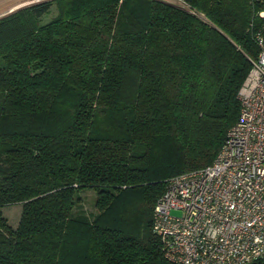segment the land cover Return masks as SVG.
Listing matches in <instances>:
<instances>
[{
	"label": "trees",
	"instance_id": "obj_1",
	"mask_svg": "<svg viewBox=\"0 0 264 264\" xmlns=\"http://www.w3.org/2000/svg\"><path fill=\"white\" fill-rule=\"evenodd\" d=\"M180 1L43 0L0 17V264H173L155 203L212 162L257 53L252 1Z\"/></svg>",
	"mask_w": 264,
	"mask_h": 264
},
{
	"label": "built area",
	"instance_id": "obj_2",
	"mask_svg": "<svg viewBox=\"0 0 264 264\" xmlns=\"http://www.w3.org/2000/svg\"><path fill=\"white\" fill-rule=\"evenodd\" d=\"M250 1L257 53L238 90V118L212 162L170 177L154 206L152 229L173 264L264 259V0Z\"/></svg>",
	"mask_w": 264,
	"mask_h": 264
},
{
	"label": "rangeland",
	"instance_id": "obj_3",
	"mask_svg": "<svg viewBox=\"0 0 264 264\" xmlns=\"http://www.w3.org/2000/svg\"><path fill=\"white\" fill-rule=\"evenodd\" d=\"M34 2H40L43 0H33ZM172 4H177V5H182L184 4L180 0H163ZM16 0H0V16L3 15L5 12H7L11 5L15 3ZM30 3V4H32ZM18 6V5H17ZM56 13V8L55 5L53 4L49 11L41 17V22H47L50 20ZM81 196V207L84 212L86 213H91L95 211L94 207V200H95V192L93 190L87 189L83 190L80 192ZM3 214L6 216L8 223L15 227L18 223L20 212H21V205L19 203L11 204V205H6L2 207Z\"/></svg>",
	"mask_w": 264,
	"mask_h": 264
},
{
	"label": "water",
	"instance_id": "obj_4",
	"mask_svg": "<svg viewBox=\"0 0 264 264\" xmlns=\"http://www.w3.org/2000/svg\"><path fill=\"white\" fill-rule=\"evenodd\" d=\"M32 2H34V1L25 2V3H22V4L18 5V6H15V7H13V8H10L7 12H5V13H4L3 15H1V16H4V15H6V14H8V13H10V12H12V11L18 9V8H20V7H23V6L29 5V4L32 3ZM1 16H0V17H1Z\"/></svg>",
	"mask_w": 264,
	"mask_h": 264
},
{
	"label": "bare ground",
	"instance_id": "obj_5",
	"mask_svg": "<svg viewBox=\"0 0 264 264\" xmlns=\"http://www.w3.org/2000/svg\"><path fill=\"white\" fill-rule=\"evenodd\" d=\"M29 1H32V0H16V2L13 3L10 8H13V7L17 6V5H20L22 3L29 2Z\"/></svg>",
	"mask_w": 264,
	"mask_h": 264
}]
</instances>
